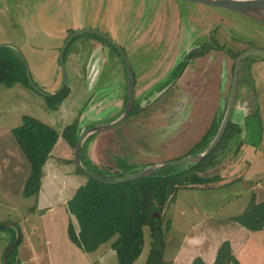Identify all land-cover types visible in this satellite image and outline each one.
Wrapping results in <instances>:
<instances>
[{
    "label": "rangeland",
    "instance_id": "374dc122",
    "mask_svg": "<svg viewBox=\"0 0 264 264\" xmlns=\"http://www.w3.org/2000/svg\"><path fill=\"white\" fill-rule=\"evenodd\" d=\"M181 27L184 32L195 28L201 44L206 41L212 55L218 60L224 57L230 68L235 64L233 55L236 53L250 48L264 50L263 24L234 12L186 1L0 0V45L13 43L24 52L33 80L47 94L60 89L59 51L73 33L90 29L104 32L128 54L137 78L135 98L140 115L127 118L111 131L95 133L86 140L83 150L85 164L92 170H103L102 174L110 179L188 157L212 123L221 118L222 102L229 100L228 78H225L226 86L219 81L213 88L200 83L188 84L187 90L174 85L159 91L160 83L173 68L175 59L178 58L179 64V57L184 55L183 48L191 43L187 33L177 37ZM75 39L65 60L68 95L60 99L46 98L21 84L13 88L0 86V125L18 127L22 117L30 115L46 120L59 132L73 123L82 124L80 130L84 132L95 124L108 125L119 118L120 108L125 109L128 92L124 61L94 35L81 34ZM217 47L219 51L215 50ZM159 68L161 72L156 74ZM140 72L143 75H139ZM229 81L232 82V78ZM212 93L213 98L218 97L220 101L196 104L199 95ZM93 104L98 105L97 108L84 118ZM96 138H102L94 154L97 168L85 158L88 144ZM5 139L7 145L16 144L19 149L12 130L5 133ZM228 148L218 154L217 165H222L224 160V163L231 161L221 157ZM18 151L21 153L20 149ZM23 158L30 170L29 161L24 155ZM71 163L76 166L74 158ZM175 167L178 171L186 168ZM213 168L204 176H216L219 170ZM23 181L18 175V195L23 190ZM209 188L212 187L179 189L163 213L161 225L156 230L161 229L157 243H161L162 237L166 245L165 260H171L180 245L191 241L199 226L212 229V225L220 220L243 214L253 201L254 191L244 184L237 183L223 190L216 188L215 191ZM260 193L264 197V187ZM237 195L239 199L235 198ZM6 207L0 214V222L4 225L21 215L11 210L9 201ZM71 209L79 219L76 206L72 205ZM211 231L208 244L215 247L223 239L225 229L219 227ZM12 233L8 231L4 237V231L0 232V264H4L5 248L13 241ZM145 233L143 256L135 264L147 262L155 242L148 228Z\"/></svg>",
    "mask_w": 264,
    "mask_h": 264
},
{
    "label": "crops",
    "instance_id": "0c3cea01",
    "mask_svg": "<svg viewBox=\"0 0 264 264\" xmlns=\"http://www.w3.org/2000/svg\"><path fill=\"white\" fill-rule=\"evenodd\" d=\"M248 57L241 64L237 95L231 116V122L238 126L240 133L229 142L228 151L221 156L224 159L228 157L227 159L231 161L224 163V160L222 165H217L213 170H219L214 176L218 180L216 181L218 190L228 189L237 183L244 184L254 191L255 202L259 204L264 203V197L260 193L261 188L264 187V57L256 56L257 58H253L252 55ZM220 61L221 59L218 60L216 55H212L211 69L208 72L213 83L210 88H213L215 83L220 81ZM204 64L205 62H197V74L204 68ZM232 76L231 68L225 60L224 77L228 78L229 83L227 97L230 94L231 82L229 79ZM225 78L223 84L225 83L226 86L227 80ZM25 94L28 95V93ZM199 96L197 105L220 101L218 97L214 96L213 98V93L209 96ZM121 101L120 99L119 103ZM227 104L222 102L221 122ZM122 109L119 110L120 114L123 112ZM3 115L7 114L3 113ZM25 116L30 115H24L18 127L22 124ZM34 118L49 125L46 120ZM15 128L17 126L0 125V214L5 212L7 201H9L12 206L11 210L15 214H21L16 216L15 221H8L9 224L5 223L4 225L0 222L4 226V230L0 231H4V237L8 231L13 230L16 233L13 228L7 227L10 224L17 226L21 233L20 244L13 264H119L117 252L113 249L112 242L103 244L94 251H86L70 239L69 227L71 224L75 226L78 234L81 232L79 219L72 212L71 206L77 190L88 182V177L80 174L77 167L71 163L74 158L72 146L60 136L50 158L44 165L40 192L35 196L26 198L24 186L31 169L28 170L26 167L21 148L19 147L20 153L16 144L9 146L5 139V133L10 130L13 133ZM62 132L59 134L61 135ZM101 140L102 138H96L95 141L90 142L86 151L85 158L95 167L97 166L94 154L96 149L100 147ZM84 147L82 149V161ZM18 175L24 180L22 182L23 190L20 191L21 196L17 194L18 190L16 193ZM213 190L215 191V189ZM235 198L239 199V196L237 195ZM228 219L220 220L216 225H212V229L199 226L196 229V236L191 241L188 240V242L180 245L178 253L169 261L165 260L167 251L165 245L163 249L164 264H192L198 257L207 264H214L220 246L226 241L230 242L232 253L240 264H264V230L252 232L235 222L227 221ZM219 227L225 229L224 237L215 247L210 246L208 242L211 230L219 229ZM149 233L151 234L150 229ZM144 249L145 245L137 261L143 256Z\"/></svg>",
    "mask_w": 264,
    "mask_h": 264
},
{
    "label": "trees",
    "instance_id": "16d2710c",
    "mask_svg": "<svg viewBox=\"0 0 264 264\" xmlns=\"http://www.w3.org/2000/svg\"><path fill=\"white\" fill-rule=\"evenodd\" d=\"M94 36L98 37L97 35ZM75 40L67 48L65 60ZM219 49V47L215 48L217 51ZM242 52L244 51L236 53L233 58L236 59ZM184 66L185 64L176 68L173 74L174 78L182 73ZM234 66L235 64L231 68L232 75ZM18 84L32 89L22 59L11 48L0 49V85L13 88ZM68 93L69 88L67 86L65 91L55 99L67 96ZM139 112L140 109L136 105L131 116ZM220 123V120L214 121L203 138L187 155L194 156L206 150L216 136ZM239 133L238 126L230 122L217 148L200 164L184 166L186 168L183 171H178L176 167H170L150 177L119 185L101 183L77 168L80 174L88 177V182L77 190L73 200V205L79 212L81 232L78 234L75 226L71 224L69 227L71 241L86 251H94L101 245L112 242V247L117 252L119 264H134L142 254L145 245V229L149 228L151 237L155 238V242L152 245L147 264H164V239L161 237V243H157V236L161 229L156 231L152 220L153 214H159L162 220L163 213L179 189L206 188L207 186L212 187L209 189H216L218 187L216 177H207L204 176V173L217 165L218 154L226 149L229 142ZM13 135L31 165L30 175L24 186V196L28 198L40 192L44 165L50 158L60 136L66 139L75 150L81 130L77 123H73L66 127L60 135L59 132L41 120L25 116L22 124L13 129ZM85 166L100 176L109 178L102 174L103 170L99 171L100 169H98L96 171L86 164ZM129 175L128 172L119 178ZM227 221L235 222L252 232L264 230V203L257 204L253 193V201L246 211L241 215L229 218ZM2 230H4V226L0 224V231ZM11 231L13 232V241L8 247L13 245L16 240L15 232ZM17 249L18 247L9 253V264L14 263ZM192 264L207 263L198 257ZM214 264H240L232 253L230 242L226 241L220 246Z\"/></svg>",
    "mask_w": 264,
    "mask_h": 264
},
{
    "label": "water",
    "instance_id": "95a60500",
    "mask_svg": "<svg viewBox=\"0 0 264 264\" xmlns=\"http://www.w3.org/2000/svg\"><path fill=\"white\" fill-rule=\"evenodd\" d=\"M180 1H186V2L195 3V4H199V5H204V6H209V7L227 10L230 12H234V13L243 15V16H245V17H247V18H249L255 22H258V23L264 25V0H180ZM81 34H96V35H99L102 38H104L107 42H109L113 47H115L120 52L121 56L124 59L126 69H127L128 94H127V102H126V106H125V110H124L123 115L121 117H119L117 120H115L114 122H110V124H108V125H102V126L96 125L94 127H90L86 131H84L79 136L78 142H77L75 150H74V162L76 164V167L79 168L84 174H86L90 178H93L94 180H97L101 183L108 184V185H119V184L131 182V181H136L139 179L147 178V177L154 175L157 172H160V171L167 169V168H170V167H175V166H180V165H182V166H195V165H198L201 162H203L217 148V146L219 145V143L223 139V137L227 131V128L231 122V116H232V112H233V108H234V104H235V100H236V95H237L238 77H239V72H240L242 62L245 60V58H247L250 55L256 54V55L264 56V50L250 48V49H247L244 52H242L238 57H236L227 108H226L223 120L221 122L220 128H219L216 136L211 141V143L209 144V146L206 150H204L203 152H201L197 155L188 156V157L182 158L180 160L172 161L169 163L156 164V165L149 166L143 170H140L138 172L130 174L129 176H126L124 178L110 179V178L100 176L99 174L91 171L90 169H88L85 166L84 162L82 161V149L84 147L86 140L89 137H91L92 135H94L95 133H98V132L105 133V132H108V131L115 129L116 127L121 125L127 118H129V116L132 112V109L134 106L136 82H135V78H134V74H133L131 61H130L129 57L127 56V54L124 52V50L122 48H120L114 41H112L109 38V36L107 34H105L104 32L90 29V30H82L78 33H73L67 39V41L64 43V45L61 47V49L59 51V65H60V69H61V73H62V82H61L60 89L56 93L47 94L33 80L29 61H28L26 55L24 54V52L17 45H15L13 43H3L0 45V49L11 48L14 51H16L18 53V55L20 56V58L22 59L24 65H25L27 78H28L29 84L32 87V89L34 91H36L37 93H39L40 95L46 97V98H55V97H58L59 95H61L65 91L67 84H68L69 78H68V70H67V67L65 64V52H66L68 46L70 45V43L72 42V40ZM167 89L168 88H166L165 90H167ZM165 90H162V91H165ZM97 106L94 105V106L88 108L89 110H87V112L85 113V115L83 117L86 118L90 113H92V111L94 109L97 108ZM81 125L82 124L79 125V128L81 127ZM152 220L154 222L155 229H158V227L161 225L160 215L159 214H153ZM7 227H11L16 231V240L13 243V245H11L10 247H8L6 249V251L4 253V260H3L4 264H9V261H8L9 253L13 249H15L19 246L20 239H21V233H20V230L17 226L10 224Z\"/></svg>",
    "mask_w": 264,
    "mask_h": 264
},
{
    "label": "flooded vegetation",
    "instance_id": "af4514ba",
    "mask_svg": "<svg viewBox=\"0 0 264 264\" xmlns=\"http://www.w3.org/2000/svg\"><path fill=\"white\" fill-rule=\"evenodd\" d=\"M190 30H186L185 32L183 31L182 27L179 28L178 30V34H177V37H181L182 33H187L188 34V37L187 39L188 42H194L193 44L189 43V44H186L185 47L183 48L184 49V55L179 57V64L178 63V58H176V62L173 66V68L170 70L169 73H167V76L165 78V80L163 82H161L160 84L162 85V87L159 88V91H162L166 88L170 89L172 88V86H176L177 88L179 87H186V90L188 89V86L190 85H193L194 84H197L199 85L200 83H202L204 86H211L213 83H212V78H211V75L210 73H208L210 71V61H211V58H212V53L213 51H211L210 49L211 48H207L206 45V41H204V43L201 44V41L198 39V35L196 34L197 31L196 29L194 28H190ZM106 34V33H105ZM72 35V34H71ZM70 35V36H71ZM90 35H96V34H90ZM69 36V37H70ZM103 43L109 45L113 50L116 51V53L120 56V58H122V60L124 61L123 57L121 56L120 52L115 48L113 47L109 42H107L104 38H102L101 36L97 35ZM68 37V38H69ZM110 38V37H109ZM111 39V38H110ZM74 40V39H73ZM72 40V41H73ZM104 40V41H103ZM112 40V39H111ZM196 40V41H194ZM97 42H100V41H97ZM116 43V42H115ZM71 44V43H70ZM117 44V43H116ZM118 45V44H117ZM119 46V45H118ZM69 47V46H68ZM120 48H122L121 46H119ZM123 49V48H122ZM124 50V49H123ZM124 52L126 53V51L124 50ZM221 52H224L221 50ZM127 54V53H126ZM178 54V53H177ZM201 54V55H200ZM128 56V54H127ZM180 56V55H179ZM129 57V56H128ZM178 57V56H177ZM130 59V58H129ZM225 58H222L221 57V61H220V73H219V76H220V81H221V85H223V80H224V76H225ZM131 61V60H130ZM197 62H205V64L203 65V69L201 71L198 72V74L196 75V65H197ZM125 64V62H124ZM131 64H132V61H131ZM184 66V69L182 71V73H180V75L176 76L175 78L173 77V74L176 70V68H178L179 66ZM126 67V65H125ZM132 69H133V66H132ZM146 69V68H144ZM127 70V69H126ZM139 72V71H138ZM161 72V69L159 68L157 70V73L156 74H160ZM133 74H134V69H133ZM139 75H143V72H140ZM128 77V75H127ZM199 77V78H198ZM134 78H135V92H136V88H137V78L134 74ZM190 84V85H188ZM128 85V83H127ZM202 86V87H204ZM201 88V87H200ZM127 91H128V87H127ZM128 94V92H127ZM99 102V101H97ZM126 102H127V97H126ZM95 104V103H94ZM93 104V105H94ZM137 105V100L136 98L134 97V106H133V109L134 107ZM90 108V107H89ZM132 109V111H133ZM125 110V109H124ZM132 113V112H131ZM122 114V113H121ZM120 114V115H121ZM120 115L118 117H120ZM140 115V113L136 114V115H133V117H136ZM129 117H132L131 114ZM116 120V119H115ZM127 120V119H126ZM125 120V121H126ZM114 121V120H113ZM113 121H110V122H113ZM96 125H101V124H95L91 127H94ZM120 126V125H119ZM90 128V127H89ZM83 132L81 131V134ZM100 133H103V132H100Z\"/></svg>",
    "mask_w": 264,
    "mask_h": 264
}]
</instances>
